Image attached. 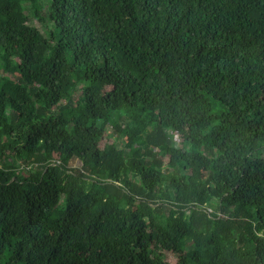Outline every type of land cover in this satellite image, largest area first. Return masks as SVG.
I'll use <instances>...</instances> for the list:
<instances>
[{
	"label": "trees",
	"instance_id": "trees-1",
	"mask_svg": "<svg viewBox=\"0 0 264 264\" xmlns=\"http://www.w3.org/2000/svg\"><path fill=\"white\" fill-rule=\"evenodd\" d=\"M1 254L264 264V0H0Z\"/></svg>",
	"mask_w": 264,
	"mask_h": 264
},
{
	"label": "rangeland",
	"instance_id": "rangeland-1",
	"mask_svg": "<svg viewBox=\"0 0 264 264\" xmlns=\"http://www.w3.org/2000/svg\"><path fill=\"white\" fill-rule=\"evenodd\" d=\"M32 22H33V20H32ZM34 26H36L37 28L42 27V25H41L40 22H36V23L34 24ZM5 75L8 76V74H6V73H5ZM108 130H109L108 133L111 134V136H112V138H113L112 130H111L110 128H109ZM169 136H170L171 141H172L176 146H178V145L180 144L179 139H178L176 136L171 135V134H170ZM68 166H69L70 168H72L73 170L81 171V163H80L77 159H73V160H71V161L69 162V165H68ZM86 180H87V179H86ZM87 182H91V180L88 179ZM84 184H86V183H83L82 185H84ZM93 187H94L93 190L95 191L96 185L94 184ZM96 192H99V190H98V191L96 190ZM3 258H4V254H1L0 259L3 260Z\"/></svg>",
	"mask_w": 264,
	"mask_h": 264
},
{
	"label": "built area",
	"instance_id": "built-area-1",
	"mask_svg": "<svg viewBox=\"0 0 264 264\" xmlns=\"http://www.w3.org/2000/svg\"><path fill=\"white\" fill-rule=\"evenodd\" d=\"M211 211V209L210 208H207V212H210Z\"/></svg>",
	"mask_w": 264,
	"mask_h": 264
}]
</instances>
